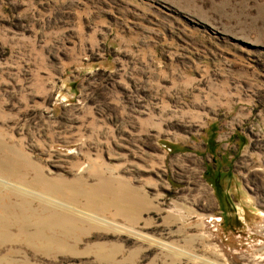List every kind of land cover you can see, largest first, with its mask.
I'll use <instances>...</instances> for the list:
<instances>
[{"label": "rangeland", "instance_id": "obj_1", "mask_svg": "<svg viewBox=\"0 0 264 264\" xmlns=\"http://www.w3.org/2000/svg\"><path fill=\"white\" fill-rule=\"evenodd\" d=\"M5 157L0 235L76 227L0 264H264V0H0Z\"/></svg>", "mask_w": 264, "mask_h": 264}, {"label": "bare ground", "instance_id": "obj_2", "mask_svg": "<svg viewBox=\"0 0 264 264\" xmlns=\"http://www.w3.org/2000/svg\"><path fill=\"white\" fill-rule=\"evenodd\" d=\"M210 154H212V153L210 152ZM21 164L22 163H19L17 160L14 162L11 157H7V158L5 157V158L0 160V174L6 176L8 178L16 179V180H19L23 183H26V182H24L25 180L24 179L22 180V177L19 176L17 174V172L15 171V169L18 166H21ZM37 172H39V171H37ZM38 175H39V173H38ZM28 180L29 179H27L28 184L31 182V180L34 183V184H29L30 187L34 186V187H39L41 189L44 188L47 194H48V192H52L54 194H57L58 196L63 197V194L59 193L60 184L58 185V183H53L51 180L45 181L44 176H36V177L33 176V179L30 178V180L29 181ZM0 183H1V180H0ZM66 188H68V187H66ZM77 195H78V193H77ZM39 196H41V195H38V197ZM84 196L86 199V204H89L90 207L97 206L98 202L101 203L99 198H101L103 200V198H102L103 196H100V193L96 189H91V190L85 192ZM104 200H105V198H104ZM106 201H108V200H106ZM40 202H41L42 210L39 209L40 212H38V216H36L33 220H29V218H27L25 216L16 219L19 222V223H17L18 232L10 231L9 233H7L5 235L4 234L0 235V238L2 236H6L5 240L2 241V239H0V245H1V243L8 242L11 246L9 248H13L12 244L15 243V241H18V242H20L22 247H30V248H34L35 250L46 249L48 251L50 249H55L59 245V242L49 238V235L51 236V234L53 235L55 233L65 235L66 232L68 233L70 231V229L76 227V224H75L76 222L71 220L73 217L70 219L71 215H69L68 211L64 210L65 208H59L58 209L56 207L44 205L42 200ZM105 204L107 205V203H105ZM70 210H73V209H70ZM0 212L1 213H7L8 212V205L0 204ZM70 214H72V213H70ZM1 215L2 214H0V228L5 227V228L10 230V227L12 225H8V222L5 221V218L2 217ZM20 219H22L23 221L20 222ZM0 234H2V233H0ZM20 238H22V239H20ZM99 248L100 247H98L96 249L98 250Z\"/></svg>", "mask_w": 264, "mask_h": 264}]
</instances>
